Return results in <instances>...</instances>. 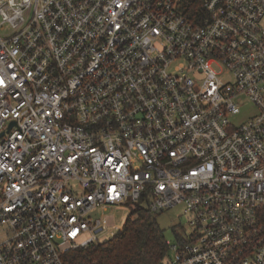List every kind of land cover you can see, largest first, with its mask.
Listing matches in <instances>:
<instances>
[{"label": "built area", "instance_id": "built-area-1", "mask_svg": "<svg viewBox=\"0 0 264 264\" xmlns=\"http://www.w3.org/2000/svg\"><path fill=\"white\" fill-rule=\"evenodd\" d=\"M203 8L0 0V264H65L109 209L179 204L163 264H264V0Z\"/></svg>", "mask_w": 264, "mask_h": 264}, {"label": "trees", "instance_id": "trees-1", "mask_svg": "<svg viewBox=\"0 0 264 264\" xmlns=\"http://www.w3.org/2000/svg\"><path fill=\"white\" fill-rule=\"evenodd\" d=\"M180 7L194 22L202 23L206 16L203 0H180ZM157 213L142 206L133 208L113 237L66 252L65 264H163L169 243Z\"/></svg>", "mask_w": 264, "mask_h": 264}, {"label": "rangeland", "instance_id": "rangeland-1", "mask_svg": "<svg viewBox=\"0 0 264 264\" xmlns=\"http://www.w3.org/2000/svg\"><path fill=\"white\" fill-rule=\"evenodd\" d=\"M243 110H244L243 114L234 118L235 123H241V121H243L248 115L253 114L256 111L254 105L250 103L249 100H246V104ZM131 211L132 210L126 205H119L106 211L105 216H106L107 224L109 226L118 225V227L115 228L113 233L107 231L101 237L102 242L113 237L120 230V228L124 226L125 221L127 217L130 215ZM182 212H183V205L179 204L176 205L175 207L158 212L156 214L158 223L165 230L166 239L170 245L176 242L175 229L178 230L180 228L179 223L187 222V218L185 217V215H182ZM99 214H102V212L99 211ZM168 257L170 259L174 257V252L170 248L168 251Z\"/></svg>", "mask_w": 264, "mask_h": 264}, {"label": "water", "instance_id": "water-1", "mask_svg": "<svg viewBox=\"0 0 264 264\" xmlns=\"http://www.w3.org/2000/svg\"><path fill=\"white\" fill-rule=\"evenodd\" d=\"M13 123H14V122H12L11 125H12ZM3 134H4V133L2 132V133L0 134V136H2Z\"/></svg>", "mask_w": 264, "mask_h": 264}]
</instances>
